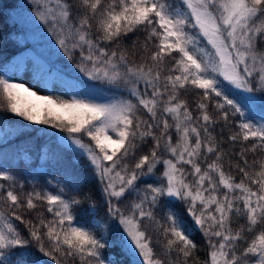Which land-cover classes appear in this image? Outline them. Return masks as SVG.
Here are the masks:
<instances>
[{
	"label": "snow or ice",
	"instance_id": "6c2138e0",
	"mask_svg": "<svg viewBox=\"0 0 264 264\" xmlns=\"http://www.w3.org/2000/svg\"><path fill=\"white\" fill-rule=\"evenodd\" d=\"M31 3L67 58L57 72L77 75L59 77L68 99L0 76V108L59 129L52 159L70 151L90 171L25 192L0 168V264H117V243L128 264H198L197 232L204 264H264V0ZM87 181L99 202L68 195ZM85 201L104 223L78 220Z\"/></svg>",
	"mask_w": 264,
	"mask_h": 264
},
{
	"label": "trees",
	"instance_id": "16d2710c",
	"mask_svg": "<svg viewBox=\"0 0 264 264\" xmlns=\"http://www.w3.org/2000/svg\"><path fill=\"white\" fill-rule=\"evenodd\" d=\"M173 3L178 0H172ZM22 0H0V76L8 78V68L6 62L17 54L18 51L28 46L29 42H23L20 38V32L24 31L20 19L15 15V9L21 6ZM51 38L55 39L51 36ZM41 39L36 42L37 48L44 53V55L51 62V68L58 67L64 69L67 67V58L63 56L62 52L59 56L52 55L54 49L52 46L46 48L41 45ZM58 49V48H57ZM78 59V54H77ZM73 75H77L74 66L69 70ZM97 85L106 87L101 82H95ZM196 92H190L182 98H187L192 105V101L196 98ZM2 103V100H0ZM147 118V117H145ZM28 125V127H26ZM0 126L6 131L5 135L0 136V168L7 169L16 174L20 180L26 181L24 191L30 190V184L27 181L35 182L38 186L48 188V181L52 185L63 186L64 184V168H75L81 176H87L90 169L86 168V161L80 158L79 164H73V154L69 151L60 164H57L48 153L47 145L49 137L53 132L59 133V129H54L49 125H32L31 122L24 121L15 114L5 111L0 108ZM11 126H17L15 130H11ZM9 128V129H8ZM33 128L46 129L47 135L44 132H34ZM251 158V157H250ZM51 191L56 192L57 187H50ZM92 191L93 199L99 202L100 196L96 191V184L94 181L85 182L78 192L68 191V195L83 196L84 193ZM19 191V189H17ZM177 211L184 216L183 205L177 204L173 206ZM89 203L85 201L79 208L75 209L77 218L81 223L88 224L93 219L102 218V212L97 217H92L88 214ZM47 216V214H46ZM27 218V217H26ZM47 218H50L47 217ZM187 219V217H185ZM191 223L190 220L188 221ZM245 221L241 219L239 224ZM19 227H23L17 222ZM234 227L238 225L234 224ZM108 239L116 242L115 233L109 232ZM155 239V237H154ZM195 239L200 247L197 253L198 264H204L207 259V249L205 247V240L203 236L197 232ZM159 251V249H157ZM19 251V250H18ZM34 256L39 257L40 254L36 252L34 247L28 249ZM106 257H114L117 264H128V257L124 254L119 244L113 247H108L104 250Z\"/></svg>",
	"mask_w": 264,
	"mask_h": 264
},
{
	"label": "rangeland",
	"instance_id": "374dc122",
	"mask_svg": "<svg viewBox=\"0 0 264 264\" xmlns=\"http://www.w3.org/2000/svg\"><path fill=\"white\" fill-rule=\"evenodd\" d=\"M33 7L31 0H22L21 6L14 11L16 17L20 19L24 30L20 32V38L23 42H29V44L6 62V68H8L7 75L17 82L25 83L39 95H55L63 99H68L69 97L62 91L63 84L60 83L59 77L72 79L75 75H69L67 72L58 73L57 69L59 68H51V62L37 48L38 44L36 45V42L39 39L42 41L41 45L46 48L52 46L55 39L51 38V33L47 32L46 29L45 31H40L37 28L40 22L34 16ZM40 28H44V26L40 25ZM56 48H58V45H56ZM48 80L53 82L48 83L46 86L45 82ZM97 87L106 88L101 85H97ZM9 128L15 130L17 126H11ZM5 133L4 128L0 126V136L5 135ZM115 236L118 240L119 237L117 234Z\"/></svg>",
	"mask_w": 264,
	"mask_h": 264
}]
</instances>
